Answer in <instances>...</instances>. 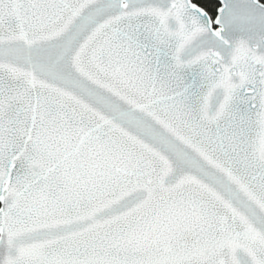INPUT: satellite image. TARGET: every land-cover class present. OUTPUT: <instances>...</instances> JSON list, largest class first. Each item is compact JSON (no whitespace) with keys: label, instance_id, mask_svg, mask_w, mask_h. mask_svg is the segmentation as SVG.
Listing matches in <instances>:
<instances>
[{"label":"snow or ice","instance_id":"6c2138e0","mask_svg":"<svg viewBox=\"0 0 264 264\" xmlns=\"http://www.w3.org/2000/svg\"><path fill=\"white\" fill-rule=\"evenodd\" d=\"M0 264H264V0H0Z\"/></svg>","mask_w":264,"mask_h":264}]
</instances>
